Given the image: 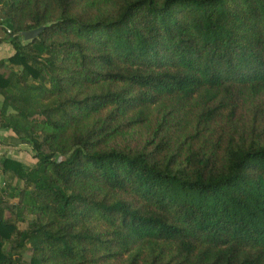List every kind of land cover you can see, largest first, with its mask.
<instances>
[{"label":"trees","instance_id":"trees-1","mask_svg":"<svg viewBox=\"0 0 264 264\" xmlns=\"http://www.w3.org/2000/svg\"><path fill=\"white\" fill-rule=\"evenodd\" d=\"M0 5V264H264V0Z\"/></svg>","mask_w":264,"mask_h":264},{"label":"rangeland","instance_id":"rangeland-1","mask_svg":"<svg viewBox=\"0 0 264 264\" xmlns=\"http://www.w3.org/2000/svg\"><path fill=\"white\" fill-rule=\"evenodd\" d=\"M4 28L5 26L3 24L2 6L0 5V31H3V36L5 38L4 40L9 41L11 34H7ZM6 136L7 135H5V138ZM13 136L14 137L9 136L6 138V146L8 147L6 156L21 162L22 164H24L26 169H31L36 163V159L34 158V152L32 147L30 145L19 144L15 135ZM24 188H25V184L22 181L14 179L13 177H11L10 174L0 176V197H2L3 200H5L6 202H10V205H7L9 207H13L14 205H16V202L18 200V199H12L10 195L11 194H15V196L18 195L17 193L22 191ZM21 208L23 209L24 205ZM21 211H24L23 214L24 222L19 221L18 226L19 229L23 230L27 228L28 221L31 220L33 217L28 213V211H25V209ZM2 217L4 219H8V218L15 219V216L12 215V213H10V211H8L7 209L2 213ZM26 259H29L28 255L26 256Z\"/></svg>","mask_w":264,"mask_h":264},{"label":"crops","instance_id":"crops-1","mask_svg":"<svg viewBox=\"0 0 264 264\" xmlns=\"http://www.w3.org/2000/svg\"><path fill=\"white\" fill-rule=\"evenodd\" d=\"M4 39L5 38L3 36V31H0V41H2V43H0V60L7 59L14 54L13 46L9 41H5ZM5 135H7L6 138L9 136L14 137L13 132L0 130V160L4 157H7L6 154L8 151V147L6 146Z\"/></svg>","mask_w":264,"mask_h":264},{"label":"water","instance_id":"water-1","mask_svg":"<svg viewBox=\"0 0 264 264\" xmlns=\"http://www.w3.org/2000/svg\"><path fill=\"white\" fill-rule=\"evenodd\" d=\"M44 31V27L43 28H39V29H36V30H32V31H29V32H24L22 33L20 36L24 39V41L26 42H29V41H32V40H35L39 37V35ZM68 160V157H65V156H60L58 158V163L61 164L65 161Z\"/></svg>","mask_w":264,"mask_h":264},{"label":"built area","instance_id":"built-area-1","mask_svg":"<svg viewBox=\"0 0 264 264\" xmlns=\"http://www.w3.org/2000/svg\"><path fill=\"white\" fill-rule=\"evenodd\" d=\"M5 29V32L7 33V34H11V30L10 29H7V28H4Z\"/></svg>","mask_w":264,"mask_h":264}]
</instances>
